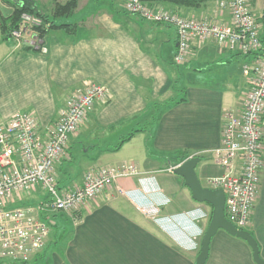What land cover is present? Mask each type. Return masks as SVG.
<instances>
[{"label":"crops","instance_id":"crops-1","mask_svg":"<svg viewBox=\"0 0 264 264\" xmlns=\"http://www.w3.org/2000/svg\"><path fill=\"white\" fill-rule=\"evenodd\" d=\"M7 1L28 3L54 26L33 48L18 46L12 37L4 39L0 29V115L31 112L44 132L57 121L76 88L87 81L103 84L109 96L95 104L70 136L67 153L57 163L60 185L81 184L85 171L101 166L136 163L141 172L119 178L103 192L65 244L57 231L66 218L62 213L54 216L51 237L57 233L56 240H49L40 263L49 264L42 260L53 252L49 259L53 264H197L199 231L182 216L197 202L172 168L197 155L201 160L196 170L204 186L208 177L221 173L211 150L220 145L225 112L241 110L251 90L244 64H253L262 52L247 54L209 38L195 40L187 61L176 64L175 26L130 13L126 0H67L53 5L51 14L41 0ZM144 1L177 9L186 17L231 22L229 9L221 7L220 0L194 7ZM250 8L264 36V0H250ZM261 125L264 160V114ZM81 137L87 142L77 151ZM127 146L136 148L135 153L123 156ZM152 147L168 152L170 160L158 162ZM136 201L160 204L163 216H177L167 223L168 237L156 220L141 214ZM248 230L264 259V164ZM129 251L131 259L125 255ZM168 251L180 255L164 254ZM206 264L257 263L246 240L219 229L211 239Z\"/></svg>","mask_w":264,"mask_h":264},{"label":"built area","instance_id":"built-area-1","mask_svg":"<svg viewBox=\"0 0 264 264\" xmlns=\"http://www.w3.org/2000/svg\"><path fill=\"white\" fill-rule=\"evenodd\" d=\"M127 10L154 23L172 24L177 33L176 64L187 61L195 40L215 39L232 50L244 52L262 48L257 17L249 0H221L229 9L231 22L220 24L207 18H192L161 6L153 7L144 0H126ZM25 21L12 31L20 46L39 45L38 33L31 24H42L37 15H25ZM29 36V37H27ZM251 90L241 110H227L223 116L220 145L212 155L221 173L207 178V186L222 188L226 194L227 218L238 228L251 223L259 172L263 167L261 125L264 114V48L253 64H244ZM109 96L108 88L87 81L76 88L59 112L57 121L42 132L37 118L27 111L0 115V262L28 261L47 243L56 213H70L85 206L108 190L119 178L139 175L136 163L89 168L81 184L61 186L57 163L66 155L70 136L78 131L99 100ZM40 188L45 198L37 204L24 203V190ZM122 193H126L119 189ZM22 198V200H21ZM165 204V201L163 202ZM136 205L170 233L168 216H159L160 204ZM158 214V215H157Z\"/></svg>","mask_w":264,"mask_h":264},{"label":"rangeland","instance_id":"rangeland-1","mask_svg":"<svg viewBox=\"0 0 264 264\" xmlns=\"http://www.w3.org/2000/svg\"><path fill=\"white\" fill-rule=\"evenodd\" d=\"M13 1H18L19 2L21 0H13ZM28 1H29V3L31 2V0H27V2ZM66 1L67 0H41L42 4L46 8V10H48L50 12V14L53 11V5H55V4H63ZM249 3H250V0H249ZM8 8H9V5L7 4V2L5 0H0V12H8L7 11V10H9ZM94 139H96V138H94ZM148 140L149 139L147 138V141ZM119 141H120V139H119ZM86 142H87V140H85L84 137H81V139H79L78 143L76 144L77 151H79L80 147L82 145H85ZM94 143H95V145H98L97 142H94ZM148 147H149V145H148ZM135 150H136V148H130L129 146H127L126 149L123 152V156H127L130 152H134L135 153ZM150 150H151V153L153 152V154L157 156V161L158 162L161 163V162H164L165 160H167V161L170 160V157L168 156V152H165V150L154 149V147H152ZM131 162H133V160ZM78 168H80V165L78 166ZM178 179L180 180V178H178ZM202 184L205 185V182L202 181ZM44 193L45 192L42 189H40V188L24 190V194H22V197H23V201L22 202H26V203H30V204H37L40 201V199L43 197L42 195H44ZM101 194H99L94 199H91V201H89L85 206L80 207V208H78L77 210H75L73 212L64 213L63 217L66 218V222L64 223L65 225H62L63 227L60 230L57 231V233L62 235L60 239L63 240L64 244L67 242L68 238L70 237L73 228H76L78 225H80L83 222L85 215L93 208L94 205H96L97 199L99 198V196ZM124 194H126V193H124ZM21 200H22V198H21ZM211 210H212V208H211V206L208 203L197 202L196 203V207L191 208L190 210L186 211V213L182 214V216H184L186 218V220H188L190 222V226L193 225L199 231V233L196 236V242L198 244V250H199V247H200L199 243L201 241L202 234L205 232L206 227L208 225L209 213H210ZM136 212L139 213V211H137V210H136ZM140 212H141L142 215L147 217L148 220H152V219H154L156 217V216H149L148 213H146L145 211H140ZM195 213L198 216L201 215V217L199 219H197V218L195 219V217H194ZM56 214L59 215L61 213H56ZM159 216H163V214L159 213ZM169 216L167 217V220H169V221L172 218L174 219V221L177 219V216L175 214L174 215H169ZM195 222H196V225H195ZM160 228L164 231V234L166 233L165 235L167 236L168 232L165 229H163L161 226H160ZM54 229L55 228H53L52 231ZM51 233H50V236L48 238L47 243L49 242L50 239L51 240H56V234L57 233L55 235H53L52 237H51ZM47 243L44 245V247L37 254H35L34 256H32L30 258V260H28L29 261L28 264H41L42 263V262L40 263L39 258L42 257V255H41L42 251L44 250V248L47 245ZM63 247L64 246H61V248H63ZM52 253L53 252H50V254L48 256H46L47 254L45 253L42 261L43 262L46 261V262H49V264L50 263L53 264L54 259H51L49 261L50 255ZM164 254H172L173 256H177V257H179L178 255H180L178 253H175V252L173 253L171 251H168V252H166ZM125 255H126V257H129L131 259L132 251L126 252ZM57 263H58V261H57ZM43 264H45V263H43Z\"/></svg>","mask_w":264,"mask_h":264},{"label":"water","instance_id":"water-1","mask_svg":"<svg viewBox=\"0 0 264 264\" xmlns=\"http://www.w3.org/2000/svg\"><path fill=\"white\" fill-rule=\"evenodd\" d=\"M201 158L193 155L185 159L173 172L184 179V184L190 189L192 199L197 202L208 203L212 207L210 221L202 234L199 252L196 258L197 264H206L209 256L210 242L219 229H224L232 235H236L248 242L252 248L253 258L257 264H264L260 255L257 239L247 229H238L226 216V194L222 188L204 186L197 173V165Z\"/></svg>","mask_w":264,"mask_h":264},{"label":"trees","instance_id":"trees-1","mask_svg":"<svg viewBox=\"0 0 264 264\" xmlns=\"http://www.w3.org/2000/svg\"><path fill=\"white\" fill-rule=\"evenodd\" d=\"M168 1H171L174 4L179 5V6L194 7V6H200L203 2H205L207 0H168ZM7 4L9 6H11V8H10L11 10L8 12H0V29H1V32H2L4 39L12 37L11 36L12 31L15 29H18L21 26V24L25 21L24 20L25 15H30V16L37 15V16H40L42 18V20H43L42 24H39V25L31 24L30 25V29L36 31L38 33V36L40 39L43 37L45 32L48 30V28H50L51 26H54V24L48 20V17L45 15L44 12L36 11L34 8H32L31 5H29L27 3L16 4V3H11L9 1H7ZM263 17H264V13H263ZM260 40H261L262 48H260L257 51H251L249 53H255V54L258 53L259 54L260 52H262V49L264 48V36H261V34H260ZM26 45H28V44H26ZM28 46L33 48L36 45H28ZM249 53H247V54H249ZM130 137L131 136L129 135V136L123 138L120 141V143L118 144L117 148H119ZM24 203H26V202H24ZM62 214L64 215V213H62ZM211 214H212V210L209 213L208 223L210 221ZM56 215L57 214H55L54 216L56 217ZM28 263H29V261H11V262L1 261L0 262V264H28Z\"/></svg>","mask_w":264,"mask_h":264},{"label":"clouds","instance_id":"clouds-1","mask_svg":"<svg viewBox=\"0 0 264 264\" xmlns=\"http://www.w3.org/2000/svg\"><path fill=\"white\" fill-rule=\"evenodd\" d=\"M194 217H195V219H196V218L199 219V218L201 217V215L198 216V215L195 213Z\"/></svg>","mask_w":264,"mask_h":264}]
</instances>
